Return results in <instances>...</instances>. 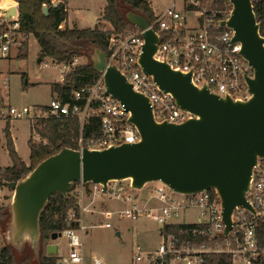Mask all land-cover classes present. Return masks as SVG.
Returning a JSON list of instances; mask_svg holds the SVG:
<instances>
[{
	"label": "built area",
	"instance_id": "1",
	"mask_svg": "<svg viewBox=\"0 0 264 264\" xmlns=\"http://www.w3.org/2000/svg\"><path fill=\"white\" fill-rule=\"evenodd\" d=\"M214 1L168 0L163 10L153 13L155 22L149 27L160 38L154 60L184 74L190 73L194 86L205 87L211 94L246 102L251 94L244 79L246 76L252 78L253 70L238 54L240 45L233 43L232 30L221 26L222 22L228 21L232 7L229 6L227 11L202 9L203 5ZM11 4L3 8L0 5V64L9 60L12 52L15 59L29 43V35L21 29L17 4L13 0ZM9 7H15L16 14L5 19ZM189 17L192 21L188 20ZM140 34L141 31L133 27L125 35H110L105 54L107 62L126 78L133 91L147 98L156 122L179 125L189 119L190 114L177 107L169 94L159 90L151 77L141 72L138 59L143 39ZM79 58L60 64L43 58L39 67L58 66L64 76L79 65ZM7 87L8 77L0 71V147H7L11 124L23 119L30 128L28 140L36 144L33 140L37 138V144H46L38 134L39 123L62 115L77 117L81 126L92 117L99 121L97 135L89 138L86 144L78 139L79 150L87 147L91 151H103L139 141L136 128L128 123L129 112L111 95H105L102 76L90 86L74 90L71 106L54 98L46 106L14 107L6 101ZM251 174L245 199L254 212L235 207L231 216L232 227L226 236H223L225 226L220 199L211 190L183 195L173 193L161 183L157 186L148 183L141 190H133L129 181H111L103 192L100 184H78L74 200L75 206L80 208V216L72 210L66 212L61 224L77 226L61 228V237L67 239L68 251L59 254L56 247L57 254L52 256L55 264H103L97 257H85L81 244L85 230L82 223L84 213L102 216L105 222L98 226L107 229L111 228L110 221L114 216L134 221L150 219L160 228L158 246L145 251L135 245L131 251V264H264V159L257 161ZM136 191L140 195L133 193ZM102 196L115 199L124 207L112 210H107L104 205L95 207V200ZM85 200H88L86 205ZM194 211L197 213L195 218L186 220L185 214ZM172 226L181 227L180 234L186 233V238H176L169 233L166 228Z\"/></svg>",
	"mask_w": 264,
	"mask_h": 264
},
{
	"label": "water",
	"instance_id": "2",
	"mask_svg": "<svg viewBox=\"0 0 264 264\" xmlns=\"http://www.w3.org/2000/svg\"><path fill=\"white\" fill-rule=\"evenodd\" d=\"M226 1L232 9L221 26L232 30L233 43L240 45L238 54L253 70V77L244 79L251 97L246 102L220 98L205 87L194 86L190 73L156 62L153 54L160 38L149 27L150 22L129 6L120 5L123 20L141 31V72L150 76L190 118L179 125L156 122L147 98L132 90L126 78L108 64L105 53L93 45L86 49L90 66L103 78L105 95H111L129 112L128 123L136 128L139 141L103 151L62 147L42 159L24 178L8 183L12 200L3 225L4 243L17 258L28 248L33 261H38L43 250L41 212L56 193L68 199L77 183L100 184L103 192L111 181H129L133 190L161 183L183 195L211 190L218 195L223 209V236L231 230L235 207L254 212L245 194L253 167L264 159V36L259 33L250 0ZM48 10L44 7V14ZM15 14V7H9L5 19ZM41 61L37 58L36 64ZM64 226L77 225H59V231L50 235L51 242L61 238ZM44 248L47 256L57 254L54 244Z\"/></svg>",
	"mask_w": 264,
	"mask_h": 264
},
{
	"label": "trees",
	"instance_id": "3",
	"mask_svg": "<svg viewBox=\"0 0 264 264\" xmlns=\"http://www.w3.org/2000/svg\"><path fill=\"white\" fill-rule=\"evenodd\" d=\"M13 1L16 2L18 7L21 29L27 35L32 36L39 46L37 58H49L56 64L69 63L74 57H86L84 51L91 45L107 54L108 37L112 34L125 35L127 31L133 28L123 20L120 5H127L135 12L142 14L150 24L155 22L152 8L146 0H105L107 6L104 9L102 20L111 25V32L103 31L99 25L84 30L76 27H73V29L63 27L62 24L66 20L67 11L66 6L62 3L53 6L51 0ZM44 7L49 8L47 14L43 12ZM253 10L255 19L260 25L259 33L264 36V0L253 2ZM154 28L156 30V27ZM27 52L28 47L25 45L18 54L17 59H25ZM86 59L88 60L86 64L74 66L69 73L64 74L61 82L51 85L53 97L71 106L74 90L90 86L91 83L100 78L101 75L90 66L88 57ZM39 125L38 134L40 138L46 140V144H34L30 140L27 141L26 145H28L30 151L29 166L21 161L10 138H7L6 149L12 165L6 168L0 165V191L8 183L17 182L24 178L42 159L57 153L62 147L76 150L79 148V138L82 139L83 144H86L85 142L89 138L97 135L100 131L97 117L90 118L87 123L81 126L77 117L62 115L56 118L52 116L46 120H41ZM70 210L77 213L75 200L72 197L69 196L68 199H65L58 193L52 195L40 216L42 247L46 246V242L53 232L59 231L58 226L61 225L67 214L66 212ZM8 216L7 207L0 204V264H55V258L47 256L43 252L40 254L38 261H33L28 248L25 249L21 257L17 258L13 249L5 243L3 244L1 235L4 234L3 225ZM167 228L166 230L175 235L176 238H186V233L180 234L181 227L172 226Z\"/></svg>",
	"mask_w": 264,
	"mask_h": 264
},
{
	"label": "rangeland",
	"instance_id": "4",
	"mask_svg": "<svg viewBox=\"0 0 264 264\" xmlns=\"http://www.w3.org/2000/svg\"><path fill=\"white\" fill-rule=\"evenodd\" d=\"M98 1L99 0H72L71 6L73 8L84 6L94 9L99 6ZM149 1L155 9H161L167 5V0ZM10 2V0H0L2 6L3 3L8 4ZM229 6L231 7V4L228 1L215 0L210 4L203 5L202 9L207 11H227ZM73 17L77 18L78 14L73 13L72 18ZM191 19L192 17L188 18V20L192 21ZM102 22L104 21L102 20ZM99 27L105 32H111L112 30L108 22L100 23ZM28 42V52L25 59H14L15 53L12 52L9 60L2 61L0 64L1 73L8 77L6 101L14 107H23L24 105L29 107H40L48 105L53 99L51 85L61 81L62 77V70L59 69L58 66L52 65L47 69H43L36 64L39 46L30 36ZM87 62L88 60L85 57H81L78 60L79 65L86 64ZM48 63L51 64V62ZM10 128L13 145L15 146L18 157L22 161H26L25 164L29 166L30 162L28 158L30 151L28 145H26L30 133L28 122L25 119L15 121L11 124ZM38 140L39 139L35 138L33 141L37 144ZM0 165L3 168L12 165L5 147H0ZM126 183L127 182L124 184L126 185ZM153 185L157 186L158 184L156 183ZM77 187L78 183L75 185L72 192L69 193V196L73 199H75L74 190H76ZM133 193L140 195L137 191ZM11 200L12 191L6 187L2 188L0 191V204L8 207ZM87 203L88 200H85L84 205ZM98 205H104L107 210L124 207L117 200H110L104 196L98 197L95 200V207ZM150 206L153 205L150 203ZM90 208L92 209V206ZM77 213L80 216L79 206L77 207ZM196 215L197 213L194 211L186 213L184 217L186 220H190L192 217L195 218ZM104 222L102 216L99 214L84 213L82 223L85 225V230L81 235V244L86 258L97 257L106 264H131V251L135 248V245L147 251L155 249L161 242V237L159 236L160 228L150 219H139L134 221L114 216L110 221L111 228L109 229L98 226L102 225ZM117 232H119V236L116 235ZM77 233H80V231ZM1 240L4 244V234L1 235ZM66 241L67 239L62 236L53 242L48 240L46 244L56 245L58 253L61 254L68 251ZM42 248L43 254L47 255L45 248Z\"/></svg>",
	"mask_w": 264,
	"mask_h": 264
},
{
	"label": "crops",
	"instance_id": "5",
	"mask_svg": "<svg viewBox=\"0 0 264 264\" xmlns=\"http://www.w3.org/2000/svg\"><path fill=\"white\" fill-rule=\"evenodd\" d=\"M71 1L72 0H51L52 4L62 3V4H64L66 6L67 17H66L65 22L62 24L63 26H66L69 29H73V27H76V28H78L80 30H84V29H90V28L92 29V28L96 27L97 25H99L100 23H105V22H102L103 12H104V9L107 6L105 0H99L98 1V5L99 6L95 7L94 9L88 8V7H84V6L83 7H74L73 8L71 6ZM146 1L150 4L153 13H157V12L163 10L168 5L167 4L168 0H167V2H166L167 5L164 8L155 9L149 0H146ZM11 5H12L11 3H8V4L3 3V6L1 5V7L3 8V7H6V6H11ZM73 13H77L78 17L77 18H75V17L72 18ZM30 37H32V36H30ZM15 59H17V57ZM62 77H63V75H62ZM62 77H61V80H62ZM59 82H61V81H59ZM54 98L55 97H53V99ZM9 135L10 136L7 137V138H10V140H11V142L13 144L12 137H11V130L9 132ZM27 141H28V139H27ZM27 141H26V143H27ZM6 143H7V139H6ZM22 162H24V161H22ZM102 263L106 264L104 261H102Z\"/></svg>",
	"mask_w": 264,
	"mask_h": 264
},
{
	"label": "flooded vegetation",
	"instance_id": "6",
	"mask_svg": "<svg viewBox=\"0 0 264 264\" xmlns=\"http://www.w3.org/2000/svg\"><path fill=\"white\" fill-rule=\"evenodd\" d=\"M50 240V239H49ZM47 245V244H46Z\"/></svg>",
	"mask_w": 264,
	"mask_h": 264
},
{
	"label": "bare ground",
	"instance_id": "7",
	"mask_svg": "<svg viewBox=\"0 0 264 264\" xmlns=\"http://www.w3.org/2000/svg\"><path fill=\"white\" fill-rule=\"evenodd\" d=\"M11 3V2H10Z\"/></svg>",
	"mask_w": 264,
	"mask_h": 264
}]
</instances>
